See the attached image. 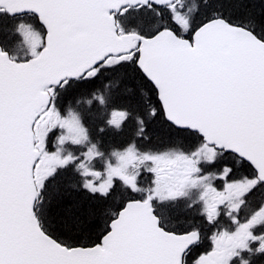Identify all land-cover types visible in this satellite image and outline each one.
I'll list each match as a JSON object with an SVG mask.
<instances>
[{
  "label": "snow or ice",
  "instance_id": "6c2138e0",
  "mask_svg": "<svg viewBox=\"0 0 264 264\" xmlns=\"http://www.w3.org/2000/svg\"><path fill=\"white\" fill-rule=\"evenodd\" d=\"M0 264H264V0H0Z\"/></svg>",
  "mask_w": 264,
  "mask_h": 264
}]
</instances>
